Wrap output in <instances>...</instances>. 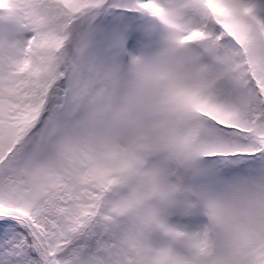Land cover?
<instances>
[{
  "label": "snow or ice",
  "instance_id": "snow-or-ice-1",
  "mask_svg": "<svg viewBox=\"0 0 264 264\" xmlns=\"http://www.w3.org/2000/svg\"><path fill=\"white\" fill-rule=\"evenodd\" d=\"M0 264H264V0H0Z\"/></svg>",
  "mask_w": 264,
  "mask_h": 264
},
{
  "label": "clouds",
  "instance_id": "clouds-1",
  "mask_svg": "<svg viewBox=\"0 0 264 264\" xmlns=\"http://www.w3.org/2000/svg\"><path fill=\"white\" fill-rule=\"evenodd\" d=\"M141 73L147 74L149 72L148 67L141 68L139 70ZM148 190V185L142 181V180H137L130 186H128L121 194L120 200L123 201H129L135 199L139 194L144 193L145 191ZM199 216L203 218L202 223H200L199 228H193V231H199L200 228L207 226L210 224V219L207 213V208L206 207H201L199 211ZM193 247L196 245V241H193Z\"/></svg>",
  "mask_w": 264,
  "mask_h": 264
},
{
  "label": "rangeland",
  "instance_id": "rangeland-1",
  "mask_svg": "<svg viewBox=\"0 0 264 264\" xmlns=\"http://www.w3.org/2000/svg\"><path fill=\"white\" fill-rule=\"evenodd\" d=\"M202 221H203V218L198 216V217L195 218L194 223L195 224H200V223H202Z\"/></svg>",
  "mask_w": 264,
  "mask_h": 264
}]
</instances>
